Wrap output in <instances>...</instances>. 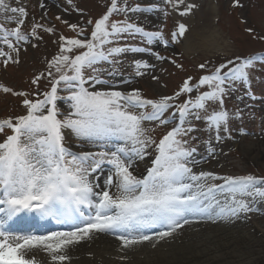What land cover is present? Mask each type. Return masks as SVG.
Instances as JSON below:
<instances>
[{"label":"snow or ice","instance_id":"obj_1","mask_svg":"<svg viewBox=\"0 0 264 264\" xmlns=\"http://www.w3.org/2000/svg\"><path fill=\"white\" fill-rule=\"evenodd\" d=\"M165 2L174 10L183 5V11L179 13L182 16L190 14L194 7L184 5V0ZM234 4L241 6L239 0H234ZM0 9L6 14L11 13L4 19L16 25L8 29L0 24V33H3L0 43L9 49L0 48V57L7 65L10 61L18 62L13 57V53L18 56L21 50L17 45L29 41V34L22 31L28 13L25 7H10L5 0H0ZM151 10L139 6L129 8L126 3L119 6L118 0H111L105 14L95 22L88 21L93 30L84 38H79L84 35V28L69 24L72 30L79 29L78 37L61 36L60 53L49 62L47 72L33 80L38 86L41 79H48L49 89L37 91L34 100H23L28 109L26 115L0 120V133L5 128L12 132L0 142V264H37L35 258L27 256L36 249L49 254L53 264H66L71 261L68 248L92 239L97 233L115 236L121 242L120 250L124 251L152 241L154 237L162 240L172 236L190 222L189 216L208 220L239 217L241 213L258 210L253 206L258 197L264 200V190L256 186L257 178L252 175L221 177L208 171L193 173L188 166L197 163L191 159L196 148L189 146L190 140L195 139L192 134L199 130L196 121L206 120L207 127L215 132L213 140L217 144L225 135L230 137L228 125L231 117L225 107V98L238 82L251 86V71L255 68L253 58L224 59L210 72L207 71L208 62L201 63L198 68L204 74L195 82L188 76L173 96H163L159 100L143 98L139 89L128 93L89 90V87L108 84V81L95 76L86 79L85 70L92 68L95 71L93 66L100 61H109L127 51L151 53L159 61L168 60L183 68V65H176L174 59L161 56L149 47L115 46L105 50L106 45L116 43L125 34H142L149 45L158 42L165 48L170 43L187 40L190 30L184 23H178L171 38L165 39L159 30L147 31L127 20L110 21L113 13ZM64 23L68 24V21ZM42 27L35 24L30 35L36 36V29ZM74 48L83 51L76 55L67 54ZM134 63L139 76L145 74L141 69L155 67L144 60ZM152 78L158 79L156 76ZM62 84L63 88L60 87ZM86 84L89 87H85ZM0 88L6 93L13 92L3 85ZM61 91L68 92V95L60 96ZM193 93H196L194 97ZM14 94L28 95L24 92ZM185 94L187 98L182 103H174ZM58 100L69 102L70 111L64 119L59 118L62 113L57 106ZM129 106H151L153 111L137 115L128 110ZM172 107L179 113V123L160 139L157 145L159 155L147 175L137 178L129 170L133 159L141 157L155 143L141 122L159 120L166 125L169 121L162 117ZM63 129H70L77 137L119 135L132 146L130 149L117 147L111 152L76 154L64 146ZM209 154L212 158L217 155L211 140ZM104 163L110 164L113 171L105 178L104 187L96 191L100 186L89 177ZM186 179L195 183H185ZM207 179H222L224 183L207 185L203 183ZM217 193L227 194L223 204L217 199ZM217 208L219 210L214 211ZM32 212L71 227L45 235L24 236L7 230L9 221L21 213ZM157 226L164 230L147 234V230Z\"/></svg>","mask_w":264,"mask_h":264},{"label":"rangeland","instance_id":"obj_2","mask_svg":"<svg viewBox=\"0 0 264 264\" xmlns=\"http://www.w3.org/2000/svg\"><path fill=\"white\" fill-rule=\"evenodd\" d=\"M5 2L10 7L22 6L27 9L28 15L22 31L29 34V41L17 45L21 50L18 56L13 53V57L18 62L10 61L5 65L3 58L0 57V85L13 89V92L6 93L3 88H0V120L27 114L28 109L23 105V100L25 98L34 100L37 98L34 95L37 91L44 92L49 89L48 79H41L38 86L33 83V80L41 73H46L49 62L60 53L63 44L60 37H78L79 29L74 31L68 25L78 24L84 28V35L79 36L84 38L93 30L88 21L95 22L105 14L111 0H5ZM239 2L241 6H236L234 0H184V5L194 7L190 14L182 16L179 13L183 11V5L178 10H174L165 0H118L119 6L126 3L129 8L139 6L141 9L152 8V10L113 13L110 21L127 20L147 31L159 30L163 32L165 39L171 38L178 23H184L190 30L187 41L192 50L189 52L184 50L185 41L178 44L170 43L165 48L158 42L149 45L147 38L142 34H125L116 43L106 45L105 50L115 46L149 47L161 56L174 59L176 65H183V68L174 66L168 60L159 61L151 53L127 51L114 56L109 61H100L93 66L95 71L92 68L86 69V79L88 76H95L108 81V84L94 87L86 84L85 87H89L90 91L116 90L125 93L139 89L143 98L159 100L163 96H173L188 76L193 77L195 82L196 78L204 74L198 68L201 63L207 61V71L210 72L224 59L237 56L246 58L262 54L264 52V0H239ZM41 4L44 7H41ZM154 5L156 7H153ZM5 15H11V13L6 14L0 9V24L8 29L14 28L16 25L4 19ZM64 21H68V24ZM35 24L43 25V27L36 29V36H31L30 33ZM47 28H52L54 31H45ZM249 29L253 31L249 32ZM2 36L3 33H0V38ZM214 36H217L219 45L223 47L222 50H217L213 46ZM0 48L4 51L9 50L2 43ZM80 51L83 50L74 48L72 53L67 54L76 55ZM261 58H264V55ZM136 60L147 61L155 67L141 69L145 74L139 76L134 63ZM153 76L158 79L153 80ZM251 77L250 87L246 83L238 82L225 98V107L231 117L228 125L230 137L225 135L224 140L217 144L213 140L215 132L207 127L206 120L195 122L199 130L192 134L195 139L190 140L189 146L196 148L191 159L197 163H189L188 166L192 168L193 173L208 171L221 177L252 175L257 178L256 186L264 190V59L255 63ZM60 87L63 88L64 85ZM16 92H24L28 95L27 97L17 96L14 94ZM59 95L66 97L68 92L61 91ZM192 95L194 97L196 93ZM186 98L187 94L182 95L174 103L180 104ZM57 106L62 113L59 118L64 119L70 111L69 102L58 100ZM128 110L137 115L152 111L151 106L145 108L129 106ZM177 113L175 107L165 112L162 119L169 121L166 125L161 124L159 120L141 122L142 127L147 130L146 134L155 143L151 144L141 157L133 159L129 170L137 178H143L146 174L145 169L158 151L157 145L160 139L174 126ZM62 131L64 145L80 152H111L117 147L130 149L132 146L130 141L123 140L119 135L87 138L77 137L70 129ZM9 133L12 132L4 130L0 133V142ZM221 135L224 133L222 132ZM210 140L217 152L215 158L209 154ZM246 144L259 151L257 160L245 154L243 146ZM220 155H224L225 159L219 160ZM101 170L108 173L104 176L105 179L111 174L113 168L110 164L104 163L89 179L92 180ZM184 182L195 183L187 179ZM203 183L219 185L223 184L224 180L207 179ZM216 195L223 204L227 194L217 193ZM255 204L264 207V200L258 197ZM197 221V224L203 222V220ZM204 222V224L214 223L215 225L211 226L214 229L210 230L211 227H202V225L195 229L189 228V225L184 227L183 229H189L190 234L200 232L194 238L183 237L182 233L187 232L186 230H176L182 235L181 242L167 245L163 250L165 255H162L161 251L156 252L152 259L165 262V257L174 259L185 255L189 257L198 255L200 258L206 257L210 260L199 263L193 257L190 263L185 264H264V211L241 213L239 217H226L220 220L206 219ZM222 228L229 230L228 236L224 233L220 234ZM144 250L149 248L146 246ZM142 255L145 256V254ZM39 256L40 253L34 257L37 264H51ZM28 258L32 257L28 256ZM143 261L140 263L143 264ZM129 262L127 258L122 264H130Z\"/></svg>","mask_w":264,"mask_h":264},{"label":"bare ground","instance_id":"obj_3","mask_svg":"<svg viewBox=\"0 0 264 264\" xmlns=\"http://www.w3.org/2000/svg\"><path fill=\"white\" fill-rule=\"evenodd\" d=\"M213 46L217 49V50H222L223 47L219 45L218 43V38L217 36L213 37ZM184 50L186 52L191 51L192 49L189 48L188 45V41L185 40L184 44ZM244 152L248 157H251L253 159H258V154L259 151L257 152V150H255V147L253 148L252 146L246 144L245 146H243ZM219 160H223L225 159L224 155H220L218 157ZM106 172L105 171H101L100 173H98V175H96L95 177L92 178L93 183H98L99 184V188L95 189L96 191H99L100 189H102L104 187V176H105ZM256 209L255 212L260 213L261 211H264V207L260 206V205H253ZM218 209V208H217ZM215 209V210H217ZM189 223L183 225L182 228L179 229H183L184 227L188 226L193 227L192 229H195L199 226L202 225V227H211L214 226V223L211 224H204V220H206L207 218H201L199 216H189ZM217 219V218H216ZM197 220H203V222H200L199 224ZM220 220V219H217ZM177 229V230H179ZM211 229H214V227H211ZM186 230L187 232H183L182 235L183 237H190V238H194L196 236H198L200 234L196 232H192L193 234L189 233V229H183ZM215 231V230H213ZM211 231V232H213ZM229 230L222 228L220 230V234L224 233L226 234L225 236H228L227 232ZM150 232V234L152 233L149 230H147V234ZM159 232V231H158ZM185 233V234H184ZM15 235H22L20 234H15ZM182 235H180L179 232H175L173 233L172 236L170 237H165L162 240H157L155 237L153 238L152 241L149 242H145L141 245L135 246L132 249H127L124 251L120 250V244L121 242L117 240V238L115 236H111L109 234H102V233H97L96 235L93 236L92 239L90 240H86V241H81L79 244L74 245V246H70L67 250V255H69L71 257V261L70 262H66V264H122L123 261H125V259H120V257H127L129 259L130 264H142L140 263V261H143V264H185L186 262L190 263L191 259L194 257L195 261L201 263V262H206L208 260H210V258H200L198 255L193 256V257H189L187 255L179 257V258H166L165 257V262H157V260L152 259L153 255H155V253L160 252L163 253L162 255H165L164 253V249L166 248L167 245H173L176 242H181V237ZM147 243V245H145ZM149 248V250H144L143 248L146 247ZM143 252V253H142ZM40 253L39 258H42L44 261L46 262H51V264H53V262L50 259V255L45 253L43 250L41 249H36L33 251H30L27 253V255H29L30 257H37V254ZM142 254H145L142 255ZM146 258V259H144ZM200 258V259H199ZM47 264V263H46ZM128 264V263H127Z\"/></svg>","mask_w":264,"mask_h":264}]
</instances>
